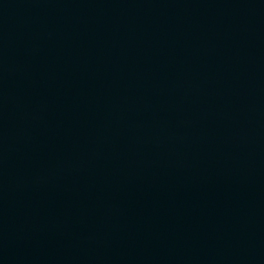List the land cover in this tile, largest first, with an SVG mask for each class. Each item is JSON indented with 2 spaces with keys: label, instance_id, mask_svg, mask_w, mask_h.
<instances>
[{
  "label": "water",
  "instance_id": "obj_1",
  "mask_svg": "<svg viewBox=\"0 0 264 264\" xmlns=\"http://www.w3.org/2000/svg\"><path fill=\"white\" fill-rule=\"evenodd\" d=\"M0 264H264V0H0Z\"/></svg>",
  "mask_w": 264,
  "mask_h": 264
}]
</instances>
